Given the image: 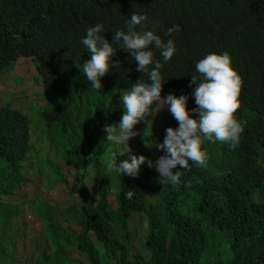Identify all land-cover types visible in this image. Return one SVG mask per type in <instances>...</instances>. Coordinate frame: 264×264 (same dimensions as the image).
Wrapping results in <instances>:
<instances>
[{"label":"trees","instance_id":"trees-1","mask_svg":"<svg viewBox=\"0 0 264 264\" xmlns=\"http://www.w3.org/2000/svg\"><path fill=\"white\" fill-rule=\"evenodd\" d=\"M132 12L147 13V28L165 40L167 28L180 25L179 32L171 33L177 50L169 61H163L160 49L152 50L163 63L161 72L166 81L161 94H188L189 109L195 107L189 84L195 62L208 52H229L232 66L242 79L240 106L234 113L244 122L240 144L233 149L220 141L205 140L206 163L192 164L188 169L177 165L179 184H161L156 168L146 162L136 177L115 172V208L108 201V183L96 170V197L81 183L79 199L60 212L63 216L70 213L80 227L78 231L62 226L44 198L42 208L37 207L44 239L31 237L32 253L23 264H48L49 257L63 254L72 244L90 262L102 264L90 232L115 264H264V0H0V71L18 57L29 58L47 96L44 111L37 118L46 131L36 136L40 149L45 154L60 151L57 156L66 165L72 164L79 181L83 169L98 161L96 155L105 146L97 144L105 140L103 125L112 123L104 111L110 99L119 98V90H129L136 79L147 81L148 77L136 69L137 62L130 53L118 48L109 63H119L101 77L103 87L93 89L83 74V64L90 55L81 37L88 26L102 23L111 42L113 32L127 30L126 21ZM152 110L153 106L145 121L150 120ZM168 126H178L173 115L158 132L157 141L163 140ZM154 132L146 128L145 135L137 138L148 140V134ZM33 144L28 117L19 109L0 105V194L13 193L32 181L21 162L32 156ZM131 150L157 158L155 149L153 153L146 147L141 150L138 143ZM129 151H119L124 156L118 159L126 158ZM88 155L94 159L86 163ZM53 170L68 182V168L61 173ZM128 190L134 193L131 199L125 198ZM189 190L196 197L195 215L183 214L178 204V196ZM17 193L23 194V190ZM11 212L4 222L15 229L19 211L15 208ZM136 213H143L148 223L142 243L146 253L128 247L127 229ZM204 223L230 232L225 258L202 256L206 249ZM6 231L7 227L4 244L0 241V256L18 238L6 237ZM47 245L50 254L46 253ZM37 246L41 248L36 250Z\"/></svg>","mask_w":264,"mask_h":264},{"label":"clouds","instance_id":"clouds-1","mask_svg":"<svg viewBox=\"0 0 264 264\" xmlns=\"http://www.w3.org/2000/svg\"><path fill=\"white\" fill-rule=\"evenodd\" d=\"M149 23L147 13L132 12L126 21L127 30L117 29L113 32L111 42L104 35L102 23L88 26L85 29L86 34L81 37V43L90 55L83 64V74L93 89H101L103 87L101 77L111 66L119 63V61L109 63L117 49H124L131 54V58L137 62L136 69L146 73L148 80L138 78L133 81L129 90L120 93L119 101L124 111L118 122L103 125L104 138L115 144L122 145L126 142L128 145L129 139L138 134L134 126L141 121L145 122V118L151 114L152 106L150 119L153 120L154 103L161 106L159 109L167 106L170 112V116L162 122V127L172 115L178 121V126H168L163 140L155 142V147L162 149L164 153L155 160L144 154H137L131 149L126 158L118 159L124 156V153L112 151L106 159V168L122 177L125 175L136 177L139 175L141 165L146 162L149 167L156 168L161 184H179L180 169H188L192 164L202 166L206 163L208 154L202 147L205 140L220 141L233 149L240 144L244 122L238 120L234 113L240 106L242 79L232 66L228 51L219 53L212 51L195 62V73L191 74L189 84L192 87L191 96L194 97L195 107L187 108L188 94L176 95L170 91L163 96L162 85L166 81L161 72L163 63L154 57L152 49L153 47L160 49L163 61H169L177 50L171 33L179 32L181 29L179 24L168 27L166 31L168 38L165 40L154 30L147 28ZM26 58L21 56V59ZM18 59L19 57L15 61ZM43 91L45 93L44 88ZM3 105H8L13 110L19 109L9 104ZM21 163L24 165V160ZM177 165H180V169H177ZM124 195L125 198L131 199L134 193L128 190ZM0 199L4 197L1 196ZM147 226L148 223L145 222V227Z\"/></svg>","mask_w":264,"mask_h":264},{"label":"rangeland","instance_id":"rangeland-1","mask_svg":"<svg viewBox=\"0 0 264 264\" xmlns=\"http://www.w3.org/2000/svg\"><path fill=\"white\" fill-rule=\"evenodd\" d=\"M124 91L127 90L120 89L119 95ZM110 101V105L104 111L111 122L116 123L119 121V115L124 109L122 104H120L118 97L115 99L112 97ZM46 102L47 96L42 88L41 77L38 75L33 62L29 58L21 59V57H19V59L10 64L9 67L0 71V105L9 104L12 107L22 110V112L28 117L31 139L34 141L31 149L32 156L24 161V171H26V175L33 177L32 181L26 185L17 187V191L15 190L13 193L8 192L0 194V197H4V199H0V241L4 244V233L2 232H4L5 227H7L6 237H18L14 240V245L8 248V251L10 250L12 255L6 251L5 255L0 256V264H4V259H6L5 264H13V257L16 258L14 264H23L22 261L24 258L27 260L32 253L31 249H33V244L31 237L39 238L41 241L44 239L42 236V221L37 212V207L42 208V203L40 201L44 200V198L50 204L56 218L60 220L62 226H69L78 231L80 227L70 213L63 216L60 212L79 199L78 188L81 183H83L84 186L96 197V190L98 187L96 170L100 171L108 183V201L111 208L116 207L117 200L115 194L117 192L118 182L115 180V171L108 170L105 164L107 157L112 151L119 152L121 150H130L138 143V147L141 150L146 147V149H149V152L153 153L152 151L155 149L158 153L153 154L157 156V158L164 154L163 150L155 148L154 144L158 140L157 136L163 125L162 122L170 116V112L168 111L167 106L159 109L161 106L154 103L153 120L150 119L134 126L138 130V134L129 139V146L126 142L119 145L108 141L106 138L97 143L99 145L104 143V149H102L100 154L96 155L98 161H96L94 165L89 163L94 159V156L88 155L86 157L85 162L89 164L83 169V178L79 181L77 179L78 175L76 176V171L72 164L68 163L66 165L60 160L59 156H57V154L59 155L61 153L60 151L57 152V154L51 153L50 151L49 155L43 148L46 151L45 154L36 141V136L40 134L41 131L46 133L37 121V118L43 112L42 109L45 107ZM146 128L152 132L154 130V135L149 133L146 137L148 140H144V138L138 139L137 136L140 137L145 135ZM59 137L60 136L58 135V138ZM67 152L68 151L65 149L62 151L66 156ZM62 160H64L63 157ZM57 162L61 168L57 165ZM2 163L3 161L0 158V165H2ZM53 168L59 173L62 171L65 172L66 168H68L70 173H66L68 182L61 180L59 174H57ZM70 177L76 181L72 183L69 180ZM22 190L23 194L17 193ZM4 202L6 204H4ZM178 204L183 214H196V197L191 190L178 196ZM15 208L19 211V216L17 218L19 225L13 229L12 225H5L4 221L8 220L9 215L12 213L11 211ZM145 222L146 217L143 213H136L129 222V230L127 229V243L129 245L128 247L131 248L133 252L146 253L142 244L147 234ZM204 229L206 232V249L202 256L209 254L225 258L224 256L228 255L229 251L230 232L227 230L216 229L206 223H204ZM121 231L123 232V230ZM70 233L73 235L74 232L70 230ZM89 236L92 238L95 245L99 262L102 264H115L113 259L110 256L108 257L107 253H105L103 245L95 239L91 232ZM9 242L10 241L8 240L6 241L7 244ZM38 247L41 248V246H37L35 249L37 250ZM46 253L50 254L48 245ZM87 258V255L85 256V254L78 252L72 244V246L66 247L63 254H58L56 256L52 255V257H49L48 264H93V262H90Z\"/></svg>","mask_w":264,"mask_h":264}]
</instances>
